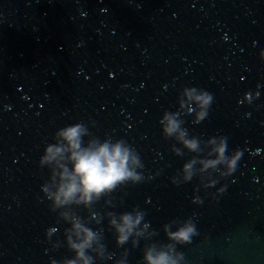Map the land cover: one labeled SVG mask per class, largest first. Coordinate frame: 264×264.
<instances>
[{
	"label": "water",
	"instance_id": "obj_1",
	"mask_svg": "<svg viewBox=\"0 0 264 264\" xmlns=\"http://www.w3.org/2000/svg\"><path fill=\"white\" fill-rule=\"evenodd\" d=\"M262 51L264 0H0V264H83L70 248L82 242L77 221L96 235L90 264H147L150 248L175 243L166 227L189 218L198 235L176 245L178 264H264ZM186 87L213 96L200 123ZM165 112L200 139L197 151L164 136ZM76 123L82 147L134 148L144 179L52 211L41 189L53 195L62 169L39 161ZM215 136L241 152L235 172L204 167L218 159ZM133 208L145 215L120 244L116 225Z\"/></svg>",
	"mask_w": 264,
	"mask_h": 264
},
{
	"label": "clouds",
	"instance_id": "obj_2",
	"mask_svg": "<svg viewBox=\"0 0 264 264\" xmlns=\"http://www.w3.org/2000/svg\"><path fill=\"white\" fill-rule=\"evenodd\" d=\"M264 54V51H262ZM264 60V56H262ZM184 91L189 94L190 98L198 102L200 111L196 113L198 122L204 120L208 114V109L211 106L213 96L207 91L197 89L195 87H186ZM194 93H199L194 95ZM165 120L167 123L165 124ZM163 127V134L167 138H175L181 142L185 148L195 152L197 151L200 139L195 136H189L186 128L182 125L184 121L178 120L174 112H165L164 119L160 121ZM84 127L81 123L65 126L56 131L55 137H60L66 142L57 146L56 144H49L44 150L39 163H51L56 161L57 165L62 171L58 174L55 169L52 171V179L56 180L59 176V186L53 195H47V190L42 185V192L45 193L46 198L51 200V209L55 211L57 207L69 204L74 200L79 203L91 202L93 197L97 200L105 191H113L116 187L131 182L137 184L144 179L142 173L136 172L130 165L137 167H144L140 162L139 154L128 145L123 139L117 140L115 143H92L87 147H82L84 141L82 140V133ZM214 149L218 159H209L204 163L205 168L215 167L219 162H226L230 173L236 171L238 164L242 167L239 150L233 151L230 155L227 149V137L215 136L210 138V142L216 143ZM70 153L68 160L71 162V171L68 167L59 163L58 158L64 159L63 154ZM192 164L183 165V170L186 173L184 180L186 182L192 180L191 172ZM222 178L227 177V174H221ZM223 188L219 192H223ZM79 194V200L77 195ZM202 201L199 200L198 203ZM135 212L136 216L133 217L132 213ZM144 212H140L137 208H133L131 212H124L121 214L122 223L116 225L119 236L117 242L120 244L125 243L130 234L133 233L134 228L140 223ZM116 224V221H111ZM73 227L78 236L82 234V242L71 243L70 248L75 252L78 260L83 264H90V258L85 255V250L92 246V242L96 239V235L89 227H84L80 222H75ZM167 238L175 243L168 245L169 251L155 252V249L150 248L144 256L147 264H178L179 261H184L182 253L176 250V245L190 244L192 238L196 235L197 229L192 219L189 218L177 228L172 231L170 226L166 227ZM171 253V254H170ZM68 264H76V260H69Z\"/></svg>",
	"mask_w": 264,
	"mask_h": 264
}]
</instances>
